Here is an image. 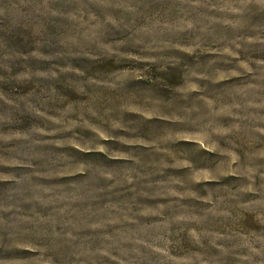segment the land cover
Wrapping results in <instances>:
<instances>
[{"label":"rangeland","instance_id":"obj_1","mask_svg":"<svg viewBox=\"0 0 264 264\" xmlns=\"http://www.w3.org/2000/svg\"><path fill=\"white\" fill-rule=\"evenodd\" d=\"M0 264H264V0H0Z\"/></svg>","mask_w":264,"mask_h":264}]
</instances>
